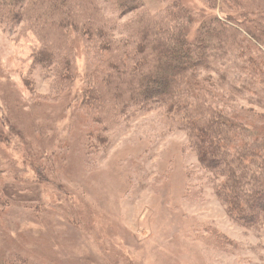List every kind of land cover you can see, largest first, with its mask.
<instances>
[{"label": "rangeland", "instance_id": "1", "mask_svg": "<svg viewBox=\"0 0 264 264\" xmlns=\"http://www.w3.org/2000/svg\"><path fill=\"white\" fill-rule=\"evenodd\" d=\"M142 1L153 10L178 2L191 16L189 38L214 17L264 14V0H241L244 10L220 0ZM107 4L124 13L114 0ZM69 35L76 76L61 92L33 60L41 48L33 29L0 24V261L264 264V215L255 227L234 223L214 194L220 180L200 167L186 134L157 109L121 118L105 138L96 135L77 99L98 64L83 38ZM216 69L225 84H215L214 102L250 128L253 147L263 150L264 98L257 91L264 90V63L241 70L229 57Z\"/></svg>", "mask_w": 264, "mask_h": 264}, {"label": "trees", "instance_id": "2", "mask_svg": "<svg viewBox=\"0 0 264 264\" xmlns=\"http://www.w3.org/2000/svg\"><path fill=\"white\" fill-rule=\"evenodd\" d=\"M108 1L0 0V24L33 29L41 46L33 60L50 70L61 92L76 76L69 33L78 34L98 64L97 75L77 99L85 117L98 126L96 135L105 138L121 118L157 109L166 125L186 134L200 167L220 180L214 194L228 217L243 228L257 226L264 215V148H254L251 129L219 110L214 89L225 84L218 60L230 57L241 70L264 63V14L246 9L224 22L214 17L189 38L191 16L178 2L153 10L142 0L130 6L114 0V10L125 7L116 13ZM220 2L244 10L241 0ZM128 14L126 22H118ZM212 70L218 77L214 84ZM263 91L257 92L264 98Z\"/></svg>", "mask_w": 264, "mask_h": 264}]
</instances>
